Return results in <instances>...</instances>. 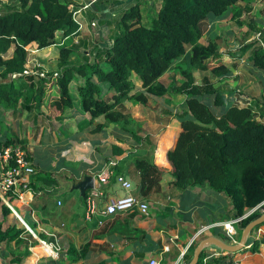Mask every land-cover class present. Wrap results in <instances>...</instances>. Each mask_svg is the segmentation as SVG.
Returning <instances> with one entry per match:
<instances>
[{
    "label": "trees",
    "instance_id": "obj_1",
    "mask_svg": "<svg viewBox=\"0 0 264 264\" xmlns=\"http://www.w3.org/2000/svg\"><path fill=\"white\" fill-rule=\"evenodd\" d=\"M95 1L109 3L113 0ZM237 1L160 0L155 14L147 23L141 20L142 0L121 7L109 17L90 12L89 22L95 19L107 26L104 39L109 43L100 45L93 42L89 48L84 46L80 59L75 62H69L68 57L77 54L81 42L83 45L85 42L80 37L77 41L73 39L79 32V23L73 19L77 5L72 0H7L2 3L0 149L6 145H19L26 150L27 144L26 136L11 132L7 127L6 111L13 117L25 112L26 117L41 114L52 119L62 117L65 108H70L77 117V131L90 133L100 132L109 123H114L117 128L128 132L133 141L146 140L151 148L149 157H135L131 162L137 171L133 194L145 200L159 198L162 191L160 180L168 172L173 177L171 192L185 193L204 188L207 191L205 199L212 210L219 216H228V219L239 218L234 223V238L238 239L241 227L258 216L260 208L264 207V91L252 96L248 103L240 105L233 101L224 106L226 100L222 92L205 79L196 83L192 73L194 68L209 70L218 78L229 70L223 62L217 38L201 39V22L219 17L229 9L231 18L238 22L243 8ZM54 44H58L59 52L55 70L46 71L37 66L34 71H24L27 69V47L45 48ZM238 50L247 52V61L259 70L258 76L264 86V45L258 39H252L242 43ZM185 54L188 55V65L184 62L175 65L179 81L165 83L161 79L164 72L174 60L183 58ZM75 74L84 77V82L77 86L81 111L75 109L68 89ZM135 76L140 83L135 81ZM167 92L184 94L185 106L175 113L168 111L174 114L169 128L153 143L138 133L140 127L126 109L123 98L145 102L148 97H164ZM100 116L101 121L98 120ZM109 146L113 155L124 151L118 144L110 143ZM26 153L31 160L32 154L27 150ZM32 163L34 171L29 176L31 192L44 185H57L55 175L39 169L34 160ZM114 166L115 163L110 165V169L115 179V175L121 172ZM4 196L12 205L18 201V195L11 191ZM201 198L204 199L203 196ZM220 204L224 205L222 212L217 210ZM169 208L170 202L158 217L169 230L174 231L176 222ZM117 213L124 212L111 215ZM21 217L34 230L35 224ZM262 224L264 222L255 228ZM136 229L129 228L120 233L131 234ZM209 231V234L230 240L224 229L217 232L211 227ZM145 234L140 229L132 239L139 241ZM38 235L45 240L53 239L40 231ZM29 240L36 243L0 197V255H10L11 263L21 262L30 252ZM196 243L193 240L188 245L183 244L186 248L182 264L191 257ZM248 243L250 246L241 250L259 251L264 244V235L253 236ZM89 245L90 241H87L77 248L71 247L65 255L60 247L50 264H87L95 258L91 257ZM5 249L10 250L7 255ZM215 252L203 250L196 264H235V253ZM135 254L142 256L143 252L135 251Z\"/></svg>",
    "mask_w": 264,
    "mask_h": 264
},
{
    "label": "crops",
    "instance_id": "obj_2",
    "mask_svg": "<svg viewBox=\"0 0 264 264\" xmlns=\"http://www.w3.org/2000/svg\"><path fill=\"white\" fill-rule=\"evenodd\" d=\"M72 1L77 5L76 9L78 12L76 13V18L81 24L78 34L74 36L73 39L74 41H77L80 37V39H82L81 41L91 44L90 40H93V37H90V34L93 32V28L90 26L88 20V14L90 12L96 11L100 13L101 17H108L117 12L121 7L134 3L136 0H113L109 3L104 1L97 3L95 0ZM142 1L143 3L141 6H147L148 9L155 8V12L158 3L160 2V0ZM237 3L243 8L242 14L238 18V22H235L231 18L230 9L219 17L204 19L201 22L203 30L201 39L208 40L216 37L218 40L226 38L225 42L227 43V48L229 50L225 52L222 49L220 50L223 62L226 63L225 60H228L231 64L230 66L226 65L229 70L224 74L226 76H232V83L228 85L227 90H222L219 86H214L222 92V95L226 94L228 97H231L232 102L234 101L242 105L245 101L248 103L252 96L264 91L263 83L258 76L259 70L247 61V52H241L238 50L242 43L252 39H258L259 42L264 45V0H238ZM112 10H115V12ZM234 22L237 24L236 33L240 34L237 35V37L233 34V30L231 29L233 27L230 25ZM98 26L99 29L97 28V30L100 32L102 30V34L107 33V26L105 24L98 23ZM224 30L226 31V34L222 33ZM105 41L106 44L109 43V41ZM99 44L103 45L100 42ZM27 49V61L30 54L29 52H34L31 61L34 60L37 65H34L31 68V65L26 62L25 65L29 67L26 66V70L34 71L33 68L37 66L45 68L44 70L47 71L56 69L59 58L58 49L55 52L47 51V49L44 48H33L32 46L27 47ZM70 55L68 57L69 62H75L74 59H70L73 58L74 55H72V57ZM185 55L187 56V54ZM233 67H237V71H232L231 68ZM196 72H201L203 75L209 74L207 73L209 70L194 68L192 69L194 78ZM218 78L215 77V79ZM134 79L137 83H140L137 76H135ZM83 82L84 77L75 74L68 86V89L70 87L72 89L69 90V93L73 96L74 107L78 111H81V105L77 86ZM195 82L199 83L196 78ZM236 89L240 91V93H243L247 100L239 99L238 95H235ZM169 93L168 96L165 95L164 97H148L145 102H133L123 98L126 109L130 112L131 116L140 127L138 133L142 137L146 136L147 140L153 143L165 129L169 128L170 121L172 117H174V114H169L168 111L175 113L181 110V103L185 99V95L182 93ZM6 112L4 113L5 115L12 116L8 113L9 111ZM84 114L87 115L85 112ZM20 115L22 118L21 121L17 120L19 130L15 132L27 137L26 150H28L30 145L29 141L32 138H36L37 143L39 142V144H43L38 147L37 150L46 152L47 155L51 157L50 160L54 162L52 165L49 164L50 168L42 170L50 171L57 179L56 186L44 185L40 190H37L34 193L30 190L26 191L23 194V199H19V202L17 201L15 204L20 215L25 217L29 222H33L35 224V230H42L48 234V237H53L52 240L49 239L46 241H55L58 243L59 248L62 247L64 255L71 247L77 248L82 243L90 241L89 248L92 251L91 257L94 256L95 258L90 260L87 264H97L99 257L96 253L105 251L106 248L112 244L114 246L115 242H118V240H122L123 238L129 239V242L133 246L132 253H135V246L146 242L147 233L141 240L133 241L140 228L129 226L122 219H116L105 227L106 220L115 215H109L104 218L102 224H98L95 220H85L83 215V196L79 194L77 189L72 188V185L81 180L85 175H91L93 177V188L101 189L104 195L103 198L116 196L119 191L124 193L125 190L115 182V179L112 178L111 174L108 175L106 173V170L109 167V162L112 161L115 163L114 167H117L119 172L123 173L131 181L134 188L136 186L137 171L131 166V162L135 157L150 156V151L148 153L146 151L148 146L145 143L146 140H142L139 143L133 141L128 132L117 128L114 123H109L100 132L90 133L86 130L77 131V117L74 111L70 108H65L62 117L52 119L46 118L41 114L36 117H26L25 112H20ZM41 119H44V121H41ZM98 120L101 121L102 116H100ZM49 141L53 144L52 146L54 148L47 147ZM110 143H115L123 147V153L113 155L109 146ZM50 150H55L57 154L50 153V155ZM35 155L33 156L34 158ZM59 163H61V166ZM36 164L38 167L37 162ZM56 167H58V169H54ZM99 174L105 182L99 179ZM63 177H68L69 179L64 181V183L71 184L67 192L66 190L60 192L61 188H58V183L61 182V178L63 179ZM70 179H73V182H71ZM163 180H166V184H169V196L174 194L172 195L168 211L172 214L176 222V227L172 232L178 237L177 244H182L181 247H183V244H187L190 239L189 235L192 236L197 233L201 227L206 226L209 233V228L211 227H214L217 232L223 229L221 224L223 220L225 221L229 217L224 216V214L219 216L215 210H212L209 207L205 199V196L207 195L206 189L203 188L200 191L191 190L186 191L185 193L176 190L171 192L173 177L168 172H165L160 180L161 193L163 192ZM62 183L63 182H61V184ZM64 192L68 195V203H71V212H68L67 216L65 213L56 216V214L54 215V212L57 207L62 205L61 193ZM86 192L87 191H85V193ZM58 195L61 197L59 200ZM201 196H203L204 199H202ZM217 210L222 212L224 210V205L220 204ZM18 212L17 215L20 216ZM124 213L130 214L132 212ZM129 228L137 229L131 234L120 233L123 230H129ZM257 229L259 233L261 230L264 232V224L257 227ZM251 236L259 235H257L256 232H254V234L252 232ZM159 240H161V238ZM249 244L250 243H248V245ZM4 252L6 255L8 254L6 249ZM29 255L31 257V251L19 263H11L9 262V257L0 255V264H26ZM103 258L104 257H102V259ZM233 259L235 264H264V244H261L259 251L243 249L242 252H235ZM44 260L39 258L38 261H30L29 264L48 263L47 261L44 262ZM115 260L116 259L110 254L108 257L104 258L103 262L105 264H115ZM181 261L184 263L183 258L180 262Z\"/></svg>",
    "mask_w": 264,
    "mask_h": 264
},
{
    "label": "rangeland",
    "instance_id": "obj_3",
    "mask_svg": "<svg viewBox=\"0 0 264 264\" xmlns=\"http://www.w3.org/2000/svg\"><path fill=\"white\" fill-rule=\"evenodd\" d=\"M4 2H7V0H0V5H2V3H4ZM113 12H115V10ZM154 13H155V8L148 9L147 6H145V7H144V5L141 6V20H142V22L147 23L149 18ZM94 21H95V25H90L93 28V32L90 34V37H93V40H90L91 41L90 43H92V42H98L99 43L100 42L102 44H106V41L104 40L106 33L102 34V30H101V32L99 30H97V28L99 27L98 22L96 20H94ZM89 24H90V22H89ZM230 25H232V27H233V28H231L233 30V34L236 37H237V35H240V34L236 33L237 24L234 22ZM225 32L226 31L224 30L222 33L226 34ZM225 40H226V38L218 39L220 49H222L224 52L229 50L227 48V43L225 42ZM80 45L81 46L79 47V52L77 54H72V55H74V57L70 58L71 60L74 59L75 61H78L82 55L81 51L84 49V46L88 47V48L91 47L90 44L87 42H85V45H83L81 42ZM44 49H47V51L55 52L58 49V45H51V46L45 47ZM29 53L30 54H29V58H28L27 63H29L31 65V68H32L34 65H37V64L34 62V60L31 61L33 59V53L34 52H29ZM52 55H54V54H52ZM72 55H70V56L72 57ZM50 58H51V56H50ZM187 61H188V55L187 56L185 55L183 58H177L176 60H174L172 62V65L164 72V75L161 77V79L167 84L171 80L178 82L179 81V73L177 72L178 67H176L175 65L178 63H183V62H184L183 64L188 65ZM225 61H226L225 65H228V66L231 65L230 62H228V60H225ZM43 69H45V68H43ZM231 69H232V71H237V67H233ZM207 73H209V74L203 75L201 72L200 73L196 72L195 78L199 81V83L204 82V79L209 81V82H212L213 85L219 86L222 90H227L228 85L232 83V76H226L225 74H223L218 79H215L214 75H212V74L210 75V71ZM69 90H72L71 87L69 88ZM169 94L170 93L167 92L166 96H168ZM235 95H238L239 99H241V100H247V98L244 97L245 95L243 93H240V91H238L237 89L235 90ZM223 98L226 100L224 106H226L227 104L232 102L231 97H228V95H226V94L223 95ZM184 106H185V103H184V101H182L181 107H184ZM20 116H21L20 113L17 114V117H15V116L13 117V116H10L7 114L5 115L6 120H7L6 125L10 129L11 132L16 133L15 131L19 130V128H18L19 126L17 125V120L21 121L22 118ZM15 118H16V120H15ZM41 121H44V119L43 120L41 119ZM53 141H54V139H53ZM29 144L30 145H29V148L27 151L30 154H32L31 160L33 161L35 159V161L38 163V168H40V169L50 168V165H52V163L54 161L52 162L50 160L51 157H49V155H47L46 152H41V151L37 150V148L42 146L43 144H39V142L37 143L36 138L30 139ZM52 145L53 144L49 141L47 147L52 148L53 147ZM147 145H148L147 151L149 152V151H151V148H150L149 144H147ZM50 153L57 154V152L55 150H50L49 154ZM34 155H35V158L33 157ZM59 165L61 166V163H59ZM54 169H58V167H56ZM66 180H69L68 177L67 178L63 177V179L61 178V182H63V183L62 184H61V182L58 183V185H59L58 188H61L60 192L62 190H66V192H67L71 186V184L64 183V181H66ZM70 181L73 182V179H70ZM166 183H167L166 180H163V192L161 193L159 198L151 197V198L146 199V201L148 203L147 213H145V214L136 213V212H134L133 214H131V213L130 214L117 213V214H115L114 217L107 219L106 223L104 225L105 227H107V225L109 223L115 221L116 219H118V220L122 219V220L126 221L127 225H129V226L139 227L140 229L141 228L144 229V231L147 233L146 242L141 243V244H137L135 246L136 251L137 250L142 251L143 255L137 256L134 252L132 253L133 246L129 242V239L123 238L122 240H118V242H115L114 246L112 244L111 246H108L105 251H101V252L96 253V255L99 257V261L97 262V264L104 263L103 262L104 258L108 257L110 254L112 257H114L116 259L115 264H181L182 263V261L180 262V260L182 259L181 258L182 257L181 251H183L185 249V246L181 247L182 244L181 245L179 243L177 244L178 237H174L173 236L174 233L172 231L168 230L167 226L164 225L162 220L158 217V215L162 212V210H164L165 205L168 202H171L172 195H174V194H172L169 196V192H168V190H169L168 185L169 184H166ZM121 194H123V192L119 191L118 195H121ZM61 197H62V205L57 207L56 211L54 212V215L56 214V216H60L62 213H65L67 216L68 215L67 213L71 212V210H70L71 203H68V195L65 192L61 193ZM61 197L58 195V200ZM18 202H19V200H18ZM13 206H14V209L16 210V213H17L18 210H17L16 205L14 204ZM263 208L264 207L260 208V210H262ZM16 213L13 212V214L18 218L20 225H23L25 227V225L21 222L20 218L16 215ZM19 215H20V213H19ZM222 228L224 229L223 226H222ZM262 231L263 230H261V232L259 233L258 229L255 228L253 230V234H254V232H256L257 235L264 234V232H262ZM33 232L35 233V235H33L31 232L30 233L32 234L36 243H34L32 240L28 241V244H29L28 249H29V251H31L32 255H31V257H30V255L28 256V260H27L26 264H29L30 261H32V262L35 260L38 261L39 258H42L43 260L45 259L44 262L47 261L48 263H46V264H50L53 258L50 257L49 255H47L45 252H42V249L39 248L40 245H39L37 238H40V239H42V238L39 237L38 230L34 229ZM40 232H43L46 235V237H48V234L45 233L44 231L40 230ZM208 234H209V232H208V229L206 228V226L201 227L198 230V232L195 234L194 240L197 241L198 239H200V238H202ZM170 237L173 238V240H174L173 242L169 241ZM160 238H161V240H159ZM233 239L235 241L237 240L235 238H233ZM167 243L169 245V248L167 250H165L163 246ZM8 251H10V250L8 249ZM242 251L243 250H239V251H237V253L242 252ZM249 252H251V251H249ZM9 257H10V255H9ZM102 257H104V258L102 259ZM224 260L226 261L227 259H224Z\"/></svg>",
    "mask_w": 264,
    "mask_h": 264
},
{
    "label": "built area",
    "instance_id": "obj_4",
    "mask_svg": "<svg viewBox=\"0 0 264 264\" xmlns=\"http://www.w3.org/2000/svg\"><path fill=\"white\" fill-rule=\"evenodd\" d=\"M86 6V5H85ZM77 9L73 10V19L77 20L76 13ZM95 19L90 21V25H95ZM78 28L81 27L80 22L78 21ZM24 71H27L26 69ZM40 74H43L42 72ZM114 164L112 161L109 162V167L107 168V174H111L112 170L110 165ZM34 171V166L32 161L28 158L26 150L20 147L19 145H6L0 149V197L5 201V203L11 208L13 212L16 213L14 206L7 201L5 194L7 191L18 195V200L23 199V194L26 191H29V176ZM99 179L101 181L102 177L99 174ZM115 182L123 189L125 192L121 195L110 196L103 198V192L101 189H90L87 193L84 194L83 199V215L84 219L87 221L95 220L98 224L103 223V219L107 216L116 213V212H137L145 214L148 211L147 201L132 193L133 185L131 181L122 173L115 175ZM239 218L228 219L222 222V226L227 234V236L234 241V223L238 221ZM25 227L33 234V230L29 225L23 220L20 219ZM177 237L176 235H173ZM39 242V248L42 249V252H45L47 255L53 259L57 257L59 245L58 243L46 241L45 239L37 238ZM170 242H173V238H169ZM194 238L188 240L187 245L191 243ZM164 249L169 248L168 243L165 244ZM186 248V246H185ZM40 249V250H41ZM181 251V255L183 254ZM215 251V250H213ZM215 253L218 254L216 251Z\"/></svg>",
    "mask_w": 264,
    "mask_h": 264
},
{
    "label": "water",
    "instance_id": "obj_5",
    "mask_svg": "<svg viewBox=\"0 0 264 264\" xmlns=\"http://www.w3.org/2000/svg\"><path fill=\"white\" fill-rule=\"evenodd\" d=\"M72 188L77 189L79 191V194L83 196L85 194V191L93 188V177L91 175H85L81 180L73 184ZM246 214L247 213H245L244 215ZM18 217L22 219L20 216ZM262 222H264V208L261 210V213L258 216L254 217L241 227L240 236L236 241H233L231 239L229 240L218 234H208L198 239L196 245L193 248L191 257L185 264H196L199 255L203 250H215L217 252L223 253H235L244 247L250 246V244L248 245L247 242L250 240V238L253 239V236H251V231ZM195 234H193L191 238H194Z\"/></svg>",
    "mask_w": 264,
    "mask_h": 264
}]
</instances>
